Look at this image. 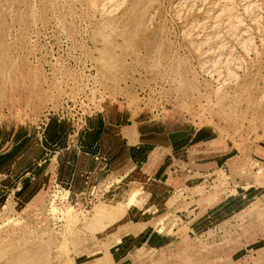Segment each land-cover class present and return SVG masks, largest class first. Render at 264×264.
Wrapping results in <instances>:
<instances>
[{
  "label": "rangeland",
  "instance_id": "1",
  "mask_svg": "<svg viewBox=\"0 0 264 264\" xmlns=\"http://www.w3.org/2000/svg\"><path fill=\"white\" fill-rule=\"evenodd\" d=\"M121 124L171 145L169 180L108 162ZM85 154L142 189L103 188L105 173L87 189ZM106 250L107 264H264V0H0V264Z\"/></svg>",
  "mask_w": 264,
  "mask_h": 264
},
{
  "label": "crops",
  "instance_id": "2",
  "mask_svg": "<svg viewBox=\"0 0 264 264\" xmlns=\"http://www.w3.org/2000/svg\"><path fill=\"white\" fill-rule=\"evenodd\" d=\"M121 126H122V124L119 126L117 132H119V134L122 135L121 138L123 140L125 138H127L129 140L125 141V142H123L121 140V142L119 143L120 145L118 146V153L121 152V150L123 149L124 150V152L122 154L123 156H120V157L116 158V155H118V154H116L114 157H113V155H110V156H108L109 157L108 162L109 163L111 161L118 162L120 159H122L120 163L121 164L123 163L125 165V168H122V170H126V172L132 171L134 168H136V170L138 171L137 174L141 175L142 177L150 176L152 178L153 177H158L160 179L163 178V179H165V181L169 180L170 176H172V174L175 172V170H177V168L173 164L168 162L169 160H167V161L165 160V159H168L169 154L172 155L171 145L166 143L164 140H163L164 144H162V145H156V146H153L152 144L149 145L148 140L146 138H144L143 136H141L140 133H139V137L140 138L136 139V140H134L132 142V141H130V139L132 137L129 136L131 133H127L126 127H121ZM98 144L99 143H96L97 146H98ZM96 154H99V153H96ZM85 156H87V160L88 161L93 159V157L90 156L89 154H85ZM85 158L86 157H84L83 160L82 159H78L74 163L76 165H78V163L79 164L81 163L84 166V165H86L85 163L87 161V160L85 161ZM93 161H94L93 162L94 163L93 164V168L89 172L90 176H89V179L87 180V183H86V179H85V183L87 184L86 185L87 189L91 186L92 182L94 183V179H92L94 175L95 176L96 175L99 176V175L104 174V173L106 175V178L102 182V187L103 188L106 185L111 184V183L112 184H114V183L118 184L120 182H123V181H126V180L127 181L130 180V182H132V185L130 186L131 187V190H130L131 193H133L136 190H138V188H139V191L142 189V185L140 183V179L134 178L131 175L126 174L125 176H122V178H114L112 180L113 175L111 173H109V172L104 170L105 162L102 161L100 158L98 160H96V159L94 160L93 159ZM120 163L116 164L118 166V168L122 167V165H120ZM207 165H209V163L198 162L196 170L197 171L205 170L204 167H206ZM61 175L64 176V178H63V180H64V179L67 178L68 172L67 171H63L61 173ZM72 175L74 176L75 179L73 180L74 182L71 179V183L72 182L73 183H77L79 181V177H80L81 173L79 171H76ZM68 185H69V187H71L70 184H68ZM103 188H101V189H103ZM71 189H72V187H71ZM130 197L133 198V195H130ZM136 200L138 201L137 197H136ZM101 206L103 207V204H101L100 207ZM125 214H126V212H125ZM76 228L77 227L73 228V231L71 233L72 236H76L77 235V229ZM18 236L13 237V239H16ZM47 236H48L47 234H46V237H44V235H43L42 238L39 239L42 242V244L43 243H45L46 245L49 244V240L46 239ZM1 239L4 241V239H6V238H4V239L1 238ZM92 239L95 240V238H92ZM74 247H75V245H74ZM109 254H110L109 250L100 252L98 254V258L99 259L97 261V264H100L101 262H104V263L107 264V257L109 256ZM14 259L15 258L11 259V263L9 261L8 262L10 264H15V263L22 264V262H19L21 260H17L16 259L17 261L14 262ZM47 260L49 261L50 258L47 259ZM72 260H73V258H72ZM73 262L76 264V262L74 260H73Z\"/></svg>",
  "mask_w": 264,
  "mask_h": 264
},
{
  "label": "bare ground",
  "instance_id": "3",
  "mask_svg": "<svg viewBox=\"0 0 264 264\" xmlns=\"http://www.w3.org/2000/svg\"><path fill=\"white\" fill-rule=\"evenodd\" d=\"M117 194V193H116ZM112 198V197H111ZM112 200V199H111ZM110 199H108L107 197L105 198V200L103 201V207L102 208H105V209H108V210H113V212L114 211H116L117 210V208H119V206L121 205V204H119L120 203V201H116V202H112ZM114 200V199H113ZM117 200H118V198H117ZM115 217V216H114ZM60 243H58V245H59ZM68 243L66 242V241H64V243H63V246H61V257L62 258H66L67 257V254H68ZM59 251V250H58ZM58 255V254H57ZM67 259H68V257H67ZM58 260H61V259H59L58 258Z\"/></svg>",
  "mask_w": 264,
  "mask_h": 264
},
{
  "label": "built area",
  "instance_id": "4",
  "mask_svg": "<svg viewBox=\"0 0 264 264\" xmlns=\"http://www.w3.org/2000/svg\"><path fill=\"white\" fill-rule=\"evenodd\" d=\"M86 206V205H85Z\"/></svg>",
  "mask_w": 264,
  "mask_h": 264
}]
</instances>
